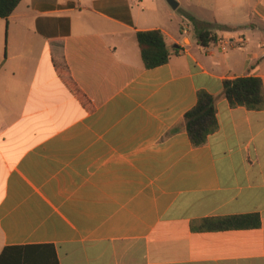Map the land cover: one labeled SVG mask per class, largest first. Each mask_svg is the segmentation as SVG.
Masks as SVG:
<instances>
[{
    "label": "crops",
    "instance_id": "1",
    "mask_svg": "<svg viewBox=\"0 0 264 264\" xmlns=\"http://www.w3.org/2000/svg\"><path fill=\"white\" fill-rule=\"evenodd\" d=\"M209 6L212 22L187 14L227 27L205 46L163 0H21L0 18V252L264 264V108L222 96L224 79L257 76L264 89V0ZM151 29L172 54L147 69L136 32ZM199 92L216 98V128L195 146L182 120Z\"/></svg>",
    "mask_w": 264,
    "mask_h": 264
},
{
    "label": "trees",
    "instance_id": "2",
    "mask_svg": "<svg viewBox=\"0 0 264 264\" xmlns=\"http://www.w3.org/2000/svg\"><path fill=\"white\" fill-rule=\"evenodd\" d=\"M21 0H0V18H7ZM192 24L197 43L205 46L217 41V29L227 28L217 23L198 21L187 15ZM136 40L140 49L141 59L145 68H154L167 63L172 54L168 48L165 35L159 29L141 30L136 32ZM174 50V49H173ZM57 71L68 87L85 103V97L79 92L69 76L65 62L57 63ZM222 96L230 106H243L247 109L264 108V89L257 76H243L222 81ZM214 96L199 92L197 103L183 116V126L193 145H202L207 135L216 128ZM0 264H58L53 245L6 246L0 252Z\"/></svg>",
    "mask_w": 264,
    "mask_h": 264
},
{
    "label": "rangeland",
    "instance_id": "3",
    "mask_svg": "<svg viewBox=\"0 0 264 264\" xmlns=\"http://www.w3.org/2000/svg\"><path fill=\"white\" fill-rule=\"evenodd\" d=\"M148 1L152 2L155 0H148ZM174 1L178 3L177 0ZM180 1H181L180 5L177 8L173 9L167 3L166 0H163V3L167 11V18L172 19L174 21V24L177 23L186 24L188 13L193 14L198 18H202L203 20H206L208 22H212L213 12L211 11L209 6V0H180ZM184 18L185 20H183ZM211 30H213L214 32L218 31V29L215 27H211ZM191 39L193 40V38Z\"/></svg>",
    "mask_w": 264,
    "mask_h": 264
},
{
    "label": "water",
    "instance_id": "4",
    "mask_svg": "<svg viewBox=\"0 0 264 264\" xmlns=\"http://www.w3.org/2000/svg\"><path fill=\"white\" fill-rule=\"evenodd\" d=\"M166 1L173 9L177 7V2H175L174 0H166Z\"/></svg>",
    "mask_w": 264,
    "mask_h": 264
},
{
    "label": "built area",
    "instance_id": "5",
    "mask_svg": "<svg viewBox=\"0 0 264 264\" xmlns=\"http://www.w3.org/2000/svg\"><path fill=\"white\" fill-rule=\"evenodd\" d=\"M223 49H225L228 46V43L226 41H218Z\"/></svg>",
    "mask_w": 264,
    "mask_h": 264
}]
</instances>
